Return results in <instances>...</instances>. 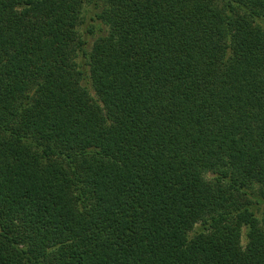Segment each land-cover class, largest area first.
I'll return each mask as SVG.
<instances>
[{"label": "trees", "instance_id": "trees-1", "mask_svg": "<svg viewBox=\"0 0 264 264\" xmlns=\"http://www.w3.org/2000/svg\"><path fill=\"white\" fill-rule=\"evenodd\" d=\"M263 196L264 0H0V264H264Z\"/></svg>", "mask_w": 264, "mask_h": 264}, {"label": "rangeland", "instance_id": "rangeland-1", "mask_svg": "<svg viewBox=\"0 0 264 264\" xmlns=\"http://www.w3.org/2000/svg\"><path fill=\"white\" fill-rule=\"evenodd\" d=\"M90 8H92V5H87L84 7L83 12H82V20H84V25L82 23H80V26H78V34L82 35L85 39H87V41L89 42L88 45V50H90L92 43L94 42V40L97 38L99 32H94L93 35H87L85 33L86 28L93 23L92 21H90L89 17H90ZM90 23V24H89ZM259 190L256 189L255 190V194L258 195V197H260V193L258 192ZM264 197V196H263ZM261 198V197H260ZM263 200V198H262ZM264 205L261 206L260 212L257 214L258 219L260 220V222L264 225ZM246 243V239H245V230H242V237H241V244L245 245Z\"/></svg>", "mask_w": 264, "mask_h": 264}]
</instances>
